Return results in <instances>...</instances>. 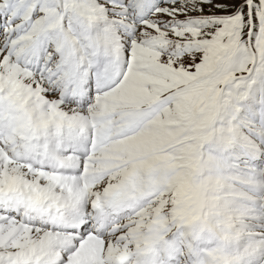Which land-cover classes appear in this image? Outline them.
Returning a JSON list of instances; mask_svg holds the SVG:
<instances>
[{
	"label": "snow or ice",
	"instance_id": "6c2138e0",
	"mask_svg": "<svg viewBox=\"0 0 264 264\" xmlns=\"http://www.w3.org/2000/svg\"><path fill=\"white\" fill-rule=\"evenodd\" d=\"M0 264H264V0H0Z\"/></svg>",
	"mask_w": 264,
	"mask_h": 264
}]
</instances>
